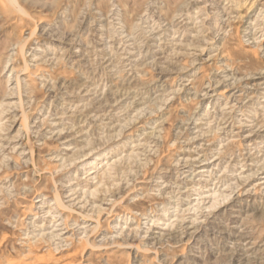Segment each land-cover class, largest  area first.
<instances>
[{"label":"rangeland","instance_id":"374dc122","mask_svg":"<svg viewBox=\"0 0 264 264\" xmlns=\"http://www.w3.org/2000/svg\"><path fill=\"white\" fill-rule=\"evenodd\" d=\"M0 264H264V0H0Z\"/></svg>","mask_w":264,"mask_h":264}]
</instances>
